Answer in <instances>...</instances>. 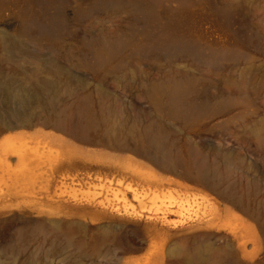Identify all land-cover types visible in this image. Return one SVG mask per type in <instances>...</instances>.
<instances>
[{"label": "rangeland", "instance_id": "374dc122", "mask_svg": "<svg viewBox=\"0 0 264 264\" xmlns=\"http://www.w3.org/2000/svg\"><path fill=\"white\" fill-rule=\"evenodd\" d=\"M45 7V18L57 23L54 35L28 30L21 40L29 56L0 53V69L15 74L0 77V116L25 112L29 85L49 79L33 74L32 52L69 79L55 106L83 103L62 130L0 127V264H90L94 246L103 258L126 232L140 251L115 254L110 264H160L154 227L144 224L146 212L130 192L128 208L141 217L101 204L123 210L112 191L125 185L148 196H183L179 184L200 209L215 202L223 223L236 217L238 240L223 227L215 246L231 245L238 264H264V0H51ZM40 9V0H0V29L19 35ZM81 124L89 142L77 138ZM150 124L169 129L173 158L196 151L205 165L227 160L231 173L217 191L232 188L240 208L183 182L181 168L164 174L158 159L139 156L152 153L137 138ZM123 145L129 151L117 149ZM121 166L164 184L131 182L116 173ZM101 259L95 263L106 264Z\"/></svg>", "mask_w": 264, "mask_h": 264}, {"label": "bare ground", "instance_id": "6f19581e", "mask_svg": "<svg viewBox=\"0 0 264 264\" xmlns=\"http://www.w3.org/2000/svg\"><path fill=\"white\" fill-rule=\"evenodd\" d=\"M50 2L51 0H40L41 9L39 14L33 16L30 22L26 23L25 27L20 28L21 34L12 35L7 31L0 29V53H7L9 56V54L18 52L21 53V55L29 56V52L26 49V43L21 40L23 36L22 34L26 33L28 30H33L41 36L54 35L57 31L56 20L54 18H45V6ZM2 56H4V54ZM30 59L34 60L36 63V68L33 73L35 77L38 75H45L49 79H44L40 82H36L34 85H29L31 98L25 106V112H19L7 117L0 116V127L3 130L32 128L41 123L45 127L62 130L64 118L67 119L73 115V112H77L79 110V105L80 103H83V100L78 98L74 99L71 103H62L59 106H55L57 103L55 96L58 93V89L60 86L69 84L68 77L63 81V71L54 60H40L34 52L31 53ZM2 65H0V67ZM4 71L0 69V77L3 79L15 77V74L12 72ZM182 94L183 92H175V95ZM49 113L53 114L54 119L51 120L50 117H48ZM80 127V133L77 135V138L84 142H89L85 132L86 125L81 124ZM132 129L134 130V128ZM131 131L132 130H130V132ZM69 132L72 133V131ZM169 134V129L164 125H147L143 130H140V134L137 135V138L139 136L142 140L148 142L152 153L154 149L157 152H155L154 155H151L152 153L142 154L137 151V154L150 160H153V157L154 159H158L157 161L154 160L156 163V167L155 165L154 167L159 171L161 170V172L163 171V173H168V175L176 174L177 171L175 170V167L181 168L183 173L178 174L183 182L186 184L187 182L192 183L211 193H215L218 197L227 202V204L233 208L239 209L241 199L239 200L236 197L232 188L227 187L224 192L217 191L219 182L231 173L232 168L229 166L228 161L224 159L220 165L215 162L210 165H205L204 163L206 162L207 164V160L204 162V157L201 160V155L197 154L196 151H192L191 156L188 157L187 154H180L176 158H173L170 146L166 144V137ZM117 149L121 151H129V148L125 145L119 146ZM157 155L159 156L158 158ZM165 157L171 159L173 163L171 165L164 163L166 159L163 160V158ZM197 157L200 159L198 160ZM122 166L121 169L118 168L119 170H117L116 173L122 175V178L124 179H129L131 182L136 180L146 186L157 188V190H160V187L164 184L163 181L165 180L163 179L161 180L151 176H144L135 169ZM119 184L123 186V184ZM179 185L182 188L181 190H184V194L182 196L181 193V196L177 197H173L169 193H165L168 194V196L161 194L160 191H155L156 194L148 196L146 194L138 193L130 186L125 185V192L121 190L115 192L112 191L113 197L120 200L122 203L123 210L115 209V206L111 207V204L108 201L101 205L102 207H107L117 213L123 211V213L128 216L140 215L139 217H141L142 213L136 212L131 206V209L128 208L125 193L130 192L131 199L136 202L139 208L144 209L146 212V214L143 215L145 218L143 219L144 224H149L154 227V234L151 236L160 243V264H238L237 256L231 245L225 244V246H215L212 242L213 236L223 227L229 228L232 240H238L236 228L235 226H232L236 217H234V215L227 217V223H223L221 212L217 208L215 202L208 200L209 206L207 207V210L200 209L196 199L185 196V191L190 190V188L187 187V185ZM108 192L109 191H106V193ZM169 216H173V218H169ZM120 233L122 232H119L118 234ZM136 239V235L133 236L130 232H126V234L121 236L118 235V238L115 237V241L110 246L108 245V250L106 249L108 254H105V256L103 251L101 252V255H104V259L100 256L97 247L94 246L90 264H97L95 261L99 260V258H102L106 264H110L112 256H115V254L124 255L139 252L140 248L134 246L137 244ZM95 241L96 240H94V242ZM98 246L100 247V245ZM127 264L129 263L127 262Z\"/></svg>", "mask_w": 264, "mask_h": 264}]
</instances>
